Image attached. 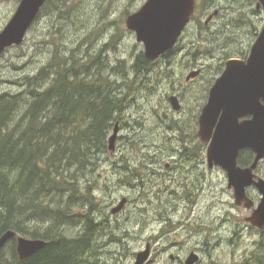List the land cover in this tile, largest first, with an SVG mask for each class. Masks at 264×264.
Returning a JSON list of instances; mask_svg holds the SVG:
<instances>
[{"label": "rangeland", "instance_id": "rangeland-1", "mask_svg": "<svg viewBox=\"0 0 264 264\" xmlns=\"http://www.w3.org/2000/svg\"><path fill=\"white\" fill-rule=\"evenodd\" d=\"M144 1L48 0L23 42L0 53V93L19 91L23 76L37 73L56 48L69 54L71 49L80 47L84 58L86 48L92 53L103 47L107 61L124 60L122 64L129 66L134 54L143 51V46L125 27V19ZM218 1L200 13L195 24L188 25L169 63L153 66L152 75H161L159 82L151 75L153 91L140 90L129 97L114 150H109L97 162L91 183L99 207L97 213L107 215L102 220L103 225L119 224L122 231L119 235L122 245L108 244L101 249L102 264H133L136 253L147 244L149 264H184L191 250L198 257L194 264H252L250 253L264 242V230L244 222L243 218L250 212L235 205L224 170L218 168L209 172L201 168L204 180L197 189L191 182L195 175L187 173L189 164L178 169L180 163L175 162L171 172L164 167L171 157L179 156V150L185 146L184 142H179L178 133L168 129L171 125L168 120L183 127L193 124V115L198 113L197 107L203 105L207 89L221 74L224 62L230 58L244 59L264 24L253 12L251 1ZM18 3L19 0H0V31ZM216 8L222 9L220 15L205 26L204 21ZM110 39H115L116 48L104 46ZM202 66V76L185 80L190 72ZM118 79L121 80L119 76ZM171 95L178 98L179 111L171 108L168 101ZM157 110L162 111L161 127H157ZM113 127L114 124L107 141ZM172 137L173 142H168ZM152 169H156V174ZM260 170L264 174V159ZM198 176L203 177L202 173ZM123 198H126L123 208L112 213ZM171 198L174 200L169 204L163 200ZM178 220L183 224L175 225ZM79 230L77 226L67 227L64 233L76 236Z\"/></svg>", "mask_w": 264, "mask_h": 264}, {"label": "trees", "instance_id": "trees-1", "mask_svg": "<svg viewBox=\"0 0 264 264\" xmlns=\"http://www.w3.org/2000/svg\"><path fill=\"white\" fill-rule=\"evenodd\" d=\"M205 7L198 5L199 12ZM114 40L104 46L116 48ZM176 49L154 61L139 50L126 66L124 60L108 65L103 47L92 53L86 48L84 58L80 47L69 54L56 48L37 73L23 76L19 91L0 93V235L13 230L47 242L20 260L14 238L0 252L2 263L102 264L101 249L121 244L119 224L105 226L102 220L107 215L97 213L92 174L100 157L109 151L107 136L113 124L123 123L129 97L140 90L153 91V66L169 60ZM112 77L116 80L111 81ZM152 78L159 82L161 75ZM173 128L182 142L196 140L193 132ZM198 144L185 145L178 153L201 154L202 144ZM239 155L240 163L253 157L250 150ZM76 226L79 237L64 233L65 228ZM249 260L264 264V242L250 253Z\"/></svg>", "mask_w": 264, "mask_h": 264}, {"label": "water", "instance_id": "water-1", "mask_svg": "<svg viewBox=\"0 0 264 264\" xmlns=\"http://www.w3.org/2000/svg\"><path fill=\"white\" fill-rule=\"evenodd\" d=\"M264 7V0H258ZM46 0H19L10 20L0 31V53L20 45L34 23ZM195 0H146L125 19L126 28L134 32L136 41L142 43L144 56L154 61L177 43L190 21ZM198 71L190 72L186 80ZM171 107L180 109L178 98L169 97ZM118 135V125L108 138V148L113 151ZM197 136L207 144L206 156L209 167H221L227 174V183L233 190L234 203L246 208L253 207L246 189L254 186L260 201L247 221L258 229H264V178L253 173L264 159V24L252 44L246 59L226 60L221 75L209 90V95L199 115ZM249 149L253 160L247 167L238 166L241 150ZM126 203L123 198L112 213L119 212ZM16 240V254L20 260L33 255L46 245L43 239H32L7 230L0 235V252L6 243ZM150 247L138 251L133 264H149ZM198 257L191 253L185 264H194ZM0 264H4L0 261Z\"/></svg>", "mask_w": 264, "mask_h": 264}, {"label": "flooded vegetation", "instance_id": "flooded-vegetation-1", "mask_svg": "<svg viewBox=\"0 0 264 264\" xmlns=\"http://www.w3.org/2000/svg\"><path fill=\"white\" fill-rule=\"evenodd\" d=\"M146 1V0H145ZM144 1V2H145ZM220 1V0H219ZM218 1V2H219ZM248 1H251L252 3H254V7H253V12L254 13H256V15L260 18V19H262V20H264V7L262 6V4L261 3H259V1L258 0H248ZM216 3V0H195V4H194V8H193V12H192V14H191V17H190V21L187 23V25L185 26V28H184V30H183V32L184 31H186V29H187V27H188V25L189 24H195V22H196V18L198 17V15L200 14V12H199V9H198V5H200V4H205L206 5V7H205V10L206 9H209V7L210 6H212L213 4H215ZM137 10V9H136ZM135 10V11H136ZM221 10L222 9H218V8H216V10H214V12L211 14V15H209L208 16V18L204 21V25L205 26H207V24H208V22L213 18V17H215V16H217L218 14L220 15V13H221ZM134 11V12H135ZM206 12V11H205ZM197 26V28H200V26L199 25H196ZM183 32H182V34H183ZM171 52V51H170ZM162 56H165V55H162ZM246 58V57H245ZM244 58V59H245ZM160 61V60H159ZM159 61H157V63L159 62ZM169 61L170 60H163L162 62H164V63H169ZM109 62V64L111 65H113L114 63L113 62H110V61H108ZM118 62V61H117ZM226 62V61H225ZM225 62H224V64H223V66L225 67ZM224 67H223V69H222V71H221V73L223 72V70H224ZM196 71H198V74L196 75V76H194V77H190L187 81H192V80H195V79H197L198 77H200V76H202L203 75V73H204V67L202 66V67H200V69H198V70H196ZM221 75V74H220ZM219 75V76H220ZM218 78V77H217ZM216 78V79H217ZM215 78H214V81L209 85V87H208V89H207V96H206V99L204 100V102H203V105L201 106V107H197V110H196V112H198V113H196V114H194L193 116H195V118L193 119V121H194V123L193 124H189V123H187L186 124V126H181L179 123H177V122H175V121H170V120H168V123L169 124H171V125H173V127H176V126H180V127H182L183 129H185L186 131H189V132H193L194 133V135H195V137H196V140H187L186 142H184L185 143V145H187V146H192V145H197L198 143H201L202 144V146L200 147V150H199V153L201 152V154H195V155H191V156H188V155H179V156H176V157H171L166 163H165V165H164V167L166 168V170L167 171H169V172H171L172 170H173V163H180L178 166H177V168L179 169H181L182 168V165H184V164H189V166H190V168L188 169V171H187V173H190L191 175H195V178H193V177H191V182H192V185L195 187V188H200V186H201V180H204V174H203V171H202V169L205 171H209V172H212L213 170H215V169H220L221 170V167H218V166H215V165H213V166H211V167H209V165H208V162H207V156H206V149H207V144L206 143H203V142H201L200 140H199V138H198V136H197V132H198V129H199V115L201 114V111H202V108H203V106H204V104L206 103V101H207V98H208V95H209V90H210V88L212 87V85L214 84V82H215V80H216ZM185 80H186V78H185ZM168 101H169V99H168ZM159 110V109H158ZM158 110L157 111H155V116L157 117L156 119H159V124L157 125V127H161L160 126V119L163 117L162 116V111H161V113H160V111L158 112ZM169 111H172V109L170 108V110ZM177 116H180V112H178V114H177ZM117 124V123H116ZM171 125H168V129H170L172 132L175 130L176 131V128H173V127H169V126H171ZM119 126H122V124L121 125H118V127ZM174 129V130H173ZM118 130H119V128H118ZM176 132H174L173 134H175ZM175 136V135H174ZM175 137H178V136H175ZM172 140V142H173V137L171 138ZM170 140H168V142H171ZM179 142H182L181 140H180V138H179ZM199 145V144H198ZM244 150H249V149H244ZM244 150H241L240 151V153L242 152V151H244ZM239 153V154H240ZM252 155H253V153H252ZM239 157H240V155L238 156V160H237V163H238V166H240L241 168H244V167H247V166H249L250 164H251V162H252V160H253V157H252V159H251V161L250 162H247V163H240L239 161ZM171 160H174V162H170ZM122 168H124V167H122ZM202 168V169H201ZM223 170V169H222ZM152 172L154 173V174H156V169H152ZM199 173L201 174L202 173V175H203V177H202V179H200V177L201 176H198L199 175ZM224 173V177L226 178V176H227V174L225 173V172H223ZM253 173H254V175H255V178H264V174H262V172H261V170H260V163L257 165V167L254 169V171H253ZM227 179V178H226ZM227 185H228V183H226ZM228 187V189H232V188H230L229 186H227ZM171 191H173L174 190V188L173 187H171V189H170ZM201 191H203V188H202V190ZM145 192V191H144ZM246 194H247V196L253 201V207H251V208H246L245 206H243V205H236L237 207H239V208H242L243 207V209L244 210H246V211H249L250 212V214L249 215H247V216H245L243 219H244V222L248 225V226H250V227H253V228H256V227H254V226H252L248 221H247V218L251 215V213H252V211H253V209L257 206V204H258V202L260 201V194H259V192H258V190L254 187V186H249V187H247V189H246ZM232 196H233V190H232ZM165 202H167V204H169V203H171L174 199L173 198H171L170 200H167V199H163ZM176 201V200H175ZM177 202V201H176ZM175 204V203H174ZM176 204H179L178 202L176 203ZM179 222H180V224L182 225L183 223H182V221L181 220H178ZM185 223H187V222H185ZM259 230H264V229H259ZM149 245V244H148ZM195 253V251H193V250H191L190 252H189V254H191V253ZM188 254V255H189ZM196 254V253H195ZM197 255V254H196ZM171 259H173L174 257L173 256H171L170 257ZM175 260V259H174ZM185 264V263H184Z\"/></svg>", "mask_w": 264, "mask_h": 264}, {"label": "bare ground", "instance_id": "bare-ground-1", "mask_svg": "<svg viewBox=\"0 0 264 264\" xmlns=\"http://www.w3.org/2000/svg\"><path fill=\"white\" fill-rule=\"evenodd\" d=\"M143 54H144V52H143ZM81 56V55H80ZM76 57V56H75ZM149 74V73H148ZM39 90V89H38ZM114 96V95H113ZM114 98V97H113ZM117 98V97H116ZM111 100V99H110ZM113 101H115V100H113ZM82 121V120H81ZM81 121H80V123H81ZM111 124H113L112 122H111ZM81 126V125H80ZM107 126V125H106ZM80 137V136H79ZM139 141V140H138ZM171 141V140H170ZM141 142V141H140ZM172 142V141H171ZM99 146V145H98ZM93 147V146H92ZM93 148H95V147H93ZM92 149V148H91ZM94 150V149H93ZM74 151V150H73ZM70 154V153H69ZM90 158V157H89ZM83 159H85L84 157H83ZM87 161V160H86ZM96 162V161H95ZM87 163V162H86ZM74 166V165H73ZM91 166V165H90ZM91 168H92V166H91ZM95 169V168H94ZM117 169V168H116ZM82 170V169H81ZM118 173V172H117ZM116 173V174H117ZM159 181V180H158ZM89 182H91L90 180H89ZM145 183V182H144ZM147 184V183H146ZM80 186V185H79ZM83 187V186H82ZM84 188V187H83ZM82 191V190H81ZM149 191V190H148ZM85 192V191H84ZM87 192V191H86ZM143 192V191H142ZM85 194H87V193H85ZM83 203V202H82ZM69 204V203H68ZM77 204V203H76ZM71 205V204H70ZM87 208V207H86ZM81 210H83V209H81ZM94 210V209H93ZM87 212V211H86ZM91 212V211H90ZM90 215V214H89ZM92 216V215H91ZM36 217V216H35ZM25 218V217H24ZM31 219V218H30ZM21 220V219H20ZM23 220V219H22ZM25 220V219H24ZM22 223H23V221H22ZM179 225L180 223L179 222H177V223H175V225ZM88 226V225H87ZM99 226V225H98ZM96 227V226H95ZM92 229H94V228H92ZM89 230V229H88ZM90 231V230H89ZM89 231H88V233H89ZM57 232V231H56ZM94 232V231H93ZM86 234V233H85ZM92 234V233H91ZM55 235V234H54ZM79 234H77V236H78ZM87 235V234H86ZM81 236V235H80ZM88 236V235H87ZM125 236V235H124ZM128 236V235H127ZM79 237V236H78ZM85 237V236H84ZM119 237V236H118ZM76 238V237H75ZM88 238V237H87ZM59 240H61V239H59Z\"/></svg>", "mask_w": 264, "mask_h": 264}]
</instances>
